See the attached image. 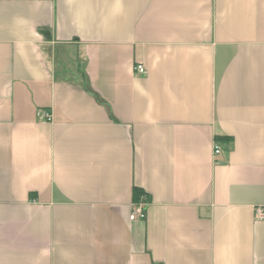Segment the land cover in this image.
<instances>
[{
	"label": "crops",
	"instance_id": "0c3cea01",
	"mask_svg": "<svg viewBox=\"0 0 264 264\" xmlns=\"http://www.w3.org/2000/svg\"><path fill=\"white\" fill-rule=\"evenodd\" d=\"M0 264H264V0H0Z\"/></svg>",
	"mask_w": 264,
	"mask_h": 264
},
{
	"label": "built area",
	"instance_id": "2783aa9c",
	"mask_svg": "<svg viewBox=\"0 0 264 264\" xmlns=\"http://www.w3.org/2000/svg\"><path fill=\"white\" fill-rule=\"evenodd\" d=\"M134 72L136 74H144L146 72V68L144 64L138 63L134 65ZM38 118L40 120H49L51 118L50 112L48 111H38L37 112ZM213 150L215 154L220 152V147L217 143L214 144ZM147 206V202L143 199L138 200L134 203L132 212H131V219H144L145 217V209ZM256 217L261 218L263 216V209L261 207H257L255 209Z\"/></svg>",
	"mask_w": 264,
	"mask_h": 264
},
{
	"label": "trees",
	"instance_id": "16d2710c",
	"mask_svg": "<svg viewBox=\"0 0 264 264\" xmlns=\"http://www.w3.org/2000/svg\"><path fill=\"white\" fill-rule=\"evenodd\" d=\"M141 193H142V191L139 188L135 187L134 190H133L134 200H137Z\"/></svg>",
	"mask_w": 264,
	"mask_h": 264
}]
</instances>
